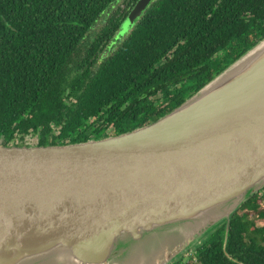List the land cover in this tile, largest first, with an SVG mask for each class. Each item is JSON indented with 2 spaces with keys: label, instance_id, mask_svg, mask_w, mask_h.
Returning <instances> with one entry per match:
<instances>
[{
  "label": "water",
  "instance_id": "obj_1",
  "mask_svg": "<svg viewBox=\"0 0 264 264\" xmlns=\"http://www.w3.org/2000/svg\"><path fill=\"white\" fill-rule=\"evenodd\" d=\"M153 0H138L125 33ZM264 189V39L119 135L0 144V264H175ZM243 264V263H241Z\"/></svg>",
  "mask_w": 264,
  "mask_h": 264
},
{
  "label": "trees",
  "instance_id": "obj_2",
  "mask_svg": "<svg viewBox=\"0 0 264 264\" xmlns=\"http://www.w3.org/2000/svg\"><path fill=\"white\" fill-rule=\"evenodd\" d=\"M117 1L0 0V144L67 145L142 127L264 39V0H153L122 34L138 1L127 0L92 35ZM225 227L189 264H264V189L232 217L227 250L239 262L223 251Z\"/></svg>",
  "mask_w": 264,
  "mask_h": 264
},
{
  "label": "rangeland",
  "instance_id": "obj_3",
  "mask_svg": "<svg viewBox=\"0 0 264 264\" xmlns=\"http://www.w3.org/2000/svg\"><path fill=\"white\" fill-rule=\"evenodd\" d=\"M126 1L127 0H119V1H117L115 4H114V6L112 7V8H110L107 12H106V14H104L103 15V17L95 24V27H94V29H93V31L91 32L92 33V35H94L96 32H99L101 29H102V27L107 23V18L109 17V16H111L115 11H117V10H121V11H123L124 10V7L126 6ZM31 140H33V139H31L30 138V141ZM262 220H257V223H258V225H262ZM195 248H193V250H194ZM194 256H187L186 254L183 256V260H184V262L186 263V264H189V262L191 261V260H193V261H196V257H194ZM181 260V259H180Z\"/></svg>",
  "mask_w": 264,
  "mask_h": 264
},
{
  "label": "built area",
  "instance_id": "obj_4",
  "mask_svg": "<svg viewBox=\"0 0 264 264\" xmlns=\"http://www.w3.org/2000/svg\"><path fill=\"white\" fill-rule=\"evenodd\" d=\"M188 257L189 256H193V250L192 251H190L189 253H187L186 254ZM180 261V262H179ZM177 263H175V264H186L185 262H184V260L183 259H181V260H179Z\"/></svg>",
  "mask_w": 264,
  "mask_h": 264
}]
</instances>
